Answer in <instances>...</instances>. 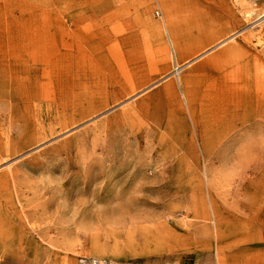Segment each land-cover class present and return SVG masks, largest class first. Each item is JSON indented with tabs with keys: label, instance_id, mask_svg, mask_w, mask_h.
Returning <instances> with one entry per match:
<instances>
[{
	"label": "rangeland",
	"instance_id": "rangeland-1",
	"mask_svg": "<svg viewBox=\"0 0 264 264\" xmlns=\"http://www.w3.org/2000/svg\"><path fill=\"white\" fill-rule=\"evenodd\" d=\"M0 264H264V0H0Z\"/></svg>",
	"mask_w": 264,
	"mask_h": 264
},
{
	"label": "bare ground",
	"instance_id": "bare-ground-1",
	"mask_svg": "<svg viewBox=\"0 0 264 264\" xmlns=\"http://www.w3.org/2000/svg\"><path fill=\"white\" fill-rule=\"evenodd\" d=\"M32 135H34V134H32ZM24 139L25 140H23L22 142H20L19 145H18V146L22 145L21 148H24V147L28 146V144H30L31 142H36V141L40 140L41 139V134L38 137H36V135H34V136H28V137H26ZM54 212L55 213L59 212V209H55L51 213L53 214Z\"/></svg>",
	"mask_w": 264,
	"mask_h": 264
},
{
	"label": "crops",
	"instance_id": "crops-1",
	"mask_svg": "<svg viewBox=\"0 0 264 264\" xmlns=\"http://www.w3.org/2000/svg\"><path fill=\"white\" fill-rule=\"evenodd\" d=\"M182 81H183V84L185 85V83H186V81H187V77L185 76V77H183V79H182ZM186 89H188V85H186L185 86V90ZM187 91V90H186ZM238 110H236V109H234V112H237ZM216 125V124H215Z\"/></svg>",
	"mask_w": 264,
	"mask_h": 264
}]
</instances>
